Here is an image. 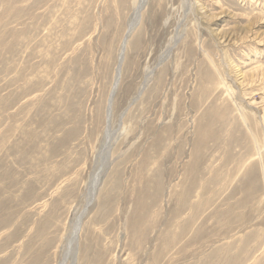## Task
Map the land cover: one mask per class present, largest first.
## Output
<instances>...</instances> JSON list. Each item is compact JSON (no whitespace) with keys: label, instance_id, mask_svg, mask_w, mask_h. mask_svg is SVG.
<instances>
[{"label":"rangeland","instance_id":"obj_1","mask_svg":"<svg viewBox=\"0 0 264 264\" xmlns=\"http://www.w3.org/2000/svg\"><path fill=\"white\" fill-rule=\"evenodd\" d=\"M76 224L75 264H264V0H0V264Z\"/></svg>","mask_w":264,"mask_h":264},{"label":"bare ground","instance_id":"obj_2","mask_svg":"<svg viewBox=\"0 0 264 264\" xmlns=\"http://www.w3.org/2000/svg\"><path fill=\"white\" fill-rule=\"evenodd\" d=\"M138 18H139V12L138 10L136 11V14H135V21L138 22ZM136 25V24H135ZM133 26V25H132ZM133 28V27H132ZM125 47H126V42L123 43L122 45V49H121V53H120V56H119V65H118V68H117V71H116V75H115V81H114V85H113V89H112V93L110 95V99H109V105H108V109H107V116L108 118L110 119V116H111V107H112V103H113V97H114V93L115 91L117 90V87H118V84H119V81H120V72H121V67H122V64H123V61H124V53H125ZM110 149L111 148H108L107 149V154H106V157L107 159L109 158V155H110ZM99 177L97 179V183H99ZM95 191V190H94ZM93 195H94V192H93ZM81 231V225L80 224H76V227H75V231H74V235H73V239H72V245H71V258H72V264H75V261H76V253H77V238H78V235ZM88 232H89V229H88ZM89 246V243H87L85 240L83 241V248H88ZM82 250V249H81ZM81 253V252H80ZM84 254V253H83ZM85 258V257H84Z\"/></svg>","mask_w":264,"mask_h":264}]
</instances>
